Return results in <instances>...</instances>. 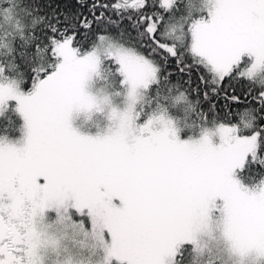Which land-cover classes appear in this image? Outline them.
<instances>
[{
	"label": "snow or ice",
	"instance_id": "snow-or-ice-1",
	"mask_svg": "<svg viewBox=\"0 0 264 264\" xmlns=\"http://www.w3.org/2000/svg\"><path fill=\"white\" fill-rule=\"evenodd\" d=\"M0 264H264V0H0Z\"/></svg>",
	"mask_w": 264,
	"mask_h": 264
}]
</instances>
